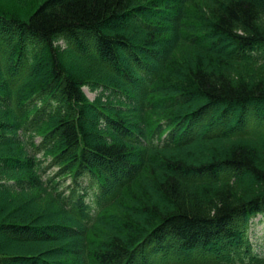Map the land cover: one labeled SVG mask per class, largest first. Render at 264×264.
Returning <instances> with one entry per match:
<instances>
[{
    "label": "trees",
    "instance_id": "trees-1",
    "mask_svg": "<svg viewBox=\"0 0 264 264\" xmlns=\"http://www.w3.org/2000/svg\"><path fill=\"white\" fill-rule=\"evenodd\" d=\"M11 1L0 264H264V0Z\"/></svg>",
    "mask_w": 264,
    "mask_h": 264
},
{
    "label": "rangeland",
    "instance_id": "rangeland-1",
    "mask_svg": "<svg viewBox=\"0 0 264 264\" xmlns=\"http://www.w3.org/2000/svg\"><path fill=\"white\" fill-rule=\"evenodd\" d=\"M42 0H12L11 2L14 4V6H17L19 7L20 9H24L25 11H29V12H32L36 6L41 2ZM200 1L198 0V3ZM202 4V2H201ZM206 43V42H205ZM59 46H61L60 48H64V44L62 43H59ZM70 58V57H69ZM38 74V71L37 73H35L34 71V75L35 77L33 76V72L30 74V75H27L25 77V82H32L33 80H35L37 78V75ZM91 86H87L84 88V92L87 96V100L89 101V103H93L97 98H102L104 99L102 96H103V93L100 92V90H98L97 88H93ZM20 90H21V94H23V87H20ZM14 134L16 135H20L21 133L19 131L15 132ZM21 136V135H20ZM33 136L34 138L36 137V134H33L31 135ZM30 138L29 140L32 141L34 144H35V139ZM25 138V137H24ZM27 146V150L28 151H31L30 150V146L29 144L27 143L26 144ZM36 158H39L40 162H45L46 160V157L44 156H41V155H38ZM45 164V163H43ZM56 172V169H51L47 172V176H51L53 175L54 173ZM16 173V172H15ZM14 174V173H13ZM17 176V174H16ZM15 175H11L8 179V177L6 178H3L2 179V182H6V183H13V187L11 189V191L9 190L7 193V197H10V199H14V200H17V201H21L20 203L22 204H25V205H28V206H31L33 204H38L39 206H41L42 208H40V210L42 211H48V212H57L58 208L55 204H53L54 202L52 201V199H50V197L44 193V190L41 189V188H37V189H28L27 185H24V186H21V184L19 183L23 178H20L17 176L16 178ZM14 180V181H13ZM16 181H19V182H16ZM22 187H26L27 189H24ZM5 197H3L2 195H0V202L3 203V200H4ZM12 201H10V210L11 211H15L12 208L13 204L11 203ZM21 204H17L16 206L19 207ZM116 212V208H112L110 209V213H115ZM264 221V217L263 219H261V217H256L253 224H252V238H253V241L255 242V245H257V250H260V246H259V242L261 241V237H262V234H263V224L262 223ZM95 231L96 232H101L102 231V228L100 226H96L95 228ZM75 242V241H73ZM4 243L7 244V242L4 241ZM8 246H11L8 244ZM14 246H17V245H14ZM18 246H23V245H19Z\"/></svg>",
    "mask_w": 264,
    "mask_h": 264
}]
</instances>
